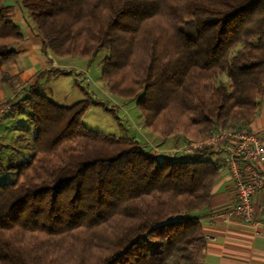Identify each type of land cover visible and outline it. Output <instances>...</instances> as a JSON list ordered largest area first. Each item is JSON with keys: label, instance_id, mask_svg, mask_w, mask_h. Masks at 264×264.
<instances>
[{"label": "trees", "instance_id": "1", "mask_svg": "<svg viewBox=\"0 0 264 264\" xmlns=\"http://www.w3.org/2000/svg\"><path fill=\"white\" fill-rule=\"evenodd\" d=\"M17 2L45 53L94 57L109 48V90L136 101L162 135L182 128L204 140L219 127L248 130L255 119L264 0ZM13 8L0 0V65L17 58L25 38ZM43 73L10 102L11 110L30 107L34 154L6 168L0 159V172L18 175L0 181V264H200L199 214L223 167L205 157L211 147L158 157L131 137L90 130L82 117L93 100L56 104L40 93Z\"/></svg>", "mask_w": 264, "mask_h": 264}, {"label": "rangeland", "instance_id": "2", "mask_svg": "<svg viewBox=\"0 0 264 264\" xmlns=\"http://www.w3.org/2000/svg\"><path fill=\"white\" fill-rule=\"evenodd\" d=\"M6 2L14 7L12 14L14 11L17 15L23 13V11L26 14L25 18H20L19 23L12 16L21 27L27 40L37 38V25L30 13L23 9L17 0H6ZM15 49L22 56L20 63L25 70L35 72L38 63H40L39 55L28 44H18ZM109 53V48H105L94 57L67 56L59 58L55 56L54 61L58 64L52 70L44 71L40 81V93L60 106H72L81 100L92 99V104L82 117V122L86 128L109 136L135 137L141 145L152 144L153 147L150 146V151L157 154L167 147V145L161 143L163 138L170 137L172 140L169 143L170 147L182 150L188 149L192 143L202 141L196 131L186 132L182 128H178L179 130L170 136L160 134L146 125L141 107L136 101L113 94L108 88L103 73L104 59ZM10 65L0 66V85L5 81L10 85L13 84L14 86H11L21 92L24 88L21 85L22 83L12 80V76L8 73L4 74L3 70L10 67ZM22 78L21 75V81H23ZM25 84H29V81ZM11 86H9L10 89H12ZM25 94L27 95L26 91L21 92L20 97H24ZM9 104L10 101H5L0 104V107ZM11 111V114H7L6 117L0 119V159L3 168L10 164L25 161L34 154L31 143L35 136V128L30 116V107L16 105ZM174 125H179V122H175ZM140 129L146 131V137L143 139H141L143 135ZM17 179V173L12 174L4 169L0 172L1 182Z\"/></svg>", "mask_w": 264, "mask_h": 264}, {"label": "crops", "instance_id": "3", "mask_svg": "<svg viewBox=\"0 0 264 264\" xmlns=\"http://www.w3.org/2000/svg\"><path fill=\"white\" fill-rule=\"evenodd\" d=\"M12 15L19 23L20 18H25L26 14L23 11V13L17 15L14 11ZM18 44H28L31 49L39 55L38 58L40 59V63H38V68L35 72L26 71L24 66L20 63L22 56H20L19 51L17 50L18 56L15 60L1 64H11L10 67L3 70L4 74L8 73L12 76V80L22 83L21 85H23L24 88L21 92L26 91L27 95L25 94L24 97H20L21 92H18L16 88L14 89V87H12L14 86L13 84H11V86L10 83L4 81V83L0 85V104L5 101L11 102L14 99L19 101L20 99L27 97L29 95L28 89L38 79V75L46 70H52L53 67H56L55 65L58 64L54 61L55 56L52 53L47 54L44 52L41 37L37 36V38H32L29 41L25 36L24 40ZM21 75L23 76V81L20 80ZM28 81L29 84L26 85L25 82ZM9 86H11L12 89H10ZM140 130L143 135L141 139H143L146 137V131L144 129ZM248 131L258 132L264 137V94L260 99L255 119L249 126ZM137 137H139V135H137ZM133 138L136 139L135 137ZM136 141L140 142L137 139ZM171 142L172 140L170 137L163 138L161 143L167 145V147H165L164 150H161L159 154L150 151V146L152 144L147 146L143 145V147L153 156L175 159H181L187 153L193 152V150L190 149L182 150L175 147L171 148V145L169 144ZM205 145L211 147V150L214 151L213 155L208 153L205 157H210V159L219 161L223 167L222 176L214 188L209 206L199 214L202 216L201 227L206 237V245L200 256V264H264V234L260 236L255 235L254 229L251 225L243 222L237 217L232 216L227 218L224 215L228 209L235 205L237 199L235 181L228 166L222 163L218 158L219 156L226 154L228 147L227 145L222 144L219 148L214 149L211 145L204 144L203 146ZM258 166L264 174V163H259ZM253 202L257 215L264 218V211L261 208L264 204V192H256L253 197ZM208 236H210V238H207Z\"/></svg>", "mask_w": 264, "mask_h": 264}, {"label": "built area", "instance_id": "4", "mask_svg": "<svg viewBox=\"0 0 264 264\" xmlns=\"http://www.w3.org/2000/svg\"><path fill=\"white\" fill-rule=\"evenodd\" d=\"M11 112L10 104L0 107V119ZM211 145L214 149L225 144L228 151L218 158L228 166L235 181L237 199L235 205L228 209L224 215L237 217L251 225L255 235L264 234V218L257 215L253 197L256 192H264V174L259 163H264V137L258 132L245 129L226 130L219 127L217 132L205 141L195 142L188 149ZM264 211V204L261 207ZM207 238H210L208 236Z\"/></svg>", "mask_w": 264, "mask_h": 264}]
</instances>
